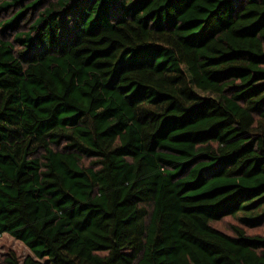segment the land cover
<instances>
[{
	"label": "trees",
	"instance_id": "16d2710c",
	"mask_svg": "<svg viewBox=\"0 0 264 264\" xmlns=\"http://www.w3.org/2000/svg\"><path fill=\"white\" fill-rule=\"evenodd\" d=\"M3 13L2 264H264V0Z\"/></svg>",
	"mask_w": 264,
	"mask_h": 264
},
{
	"label": "rangeland",
	"instance_id": "374dc122",
	"mask_svg": "<svg viewBox=\"0 0 264 264\" xmlns=\"http://www.w3.org/2000/svg\"><path fill=\"white\" fill-rule=\"evenodd\" d=\"M2 1V0H0ZM7 13H3L0 17H4ZM240 216V215H239ZM237 220L225 219L214 225L215 228L222 231H229L230 225H236ZM261 229L251 230L249 233H257ZM257 231V232H256ZM9 254H14L19 261H22L25 257L30 256L29 250L19 241L14 240L9 235L3 234L0 236V264H2L3 259Z\"/></svg>",
	"mask_w": 264,
	"mask_h": 264
}]
</instances>
